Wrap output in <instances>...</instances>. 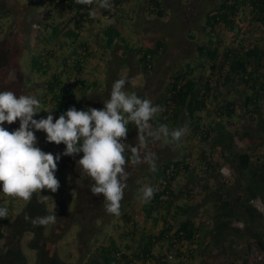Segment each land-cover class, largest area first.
Returning a JSON list of instances; mask_svg holds the SVG:
<instances>
[{
    "label": "trees",
    "instance_id": "1",
    "mask_svg": "<svg viewBox=\"0 0 264 264\" xmlns=\"http://www.w3.org/2000/svg\"><path fill=\"white\" fill-rule=\"evenodd\" d=\"M120 1L129 0H109L107 8L100 7L101 0L91 3L47 0L49 22L46 26L50 34L43 40L51 42L63 38V48L68 50L70 62L62 72H52L51 60L55 59V53L44 49L31 55L30 70L45 79L42 104L51 106L56 115L69 107L86 109L76 105V101L98 85L83 79L86 64L94 59L91 44L83 34L104 18L108 23L99 31L101 47L113 49L119 41H124L123 20L117 15L123 6ZM92 11H95L94 16L90 15ZM148 11L157 18L165 17L159 0H148ZM243 15L249 29L255 26L264 31V0H218L206 14L207 42L197 46L196 62L186 63L169 77L157 104L162 111L148 123L154 131L161 124L169 129L187 125L188 135L184 140H198L196 156L192 153L194 147L179 142L181 155L157 169L152 199L140 209L133 207L123 213L124 225L118 234L109 236L96 247L84 264H217L214 249L209 254L205 249L211 244L216 251L223 252L225 240L242 232L233 222L264 227V215L251 204L258 198L264 201V158L258 155L254 158L255 152L264 146V39H244L240 26ZM67 17V26L59 23ZM133 51L142 74L146 75L153 70L157 54L165 51V45L158 41L152 48L139 47ZM9 54V50H0V73L10 64ZM1 83L0 90H6L7 84ZM212 106L215 120L205 124L201 114ZM235 118L248 121L258 133L252 129H243L240 134L230 130L228 125ZM131 126L130 122L125 140L129 146L125 153L127 162L132 161L134 155L131 152L134 145L128 142ZM239 142L248 144L245 150L240 148ZM75 158L79 160L80 156ZM224 165H229L236 175L235 192L225 189L229 182L221 174ZM180 178L190 183L185 190L177 192L175 184ZM208 179L219 180L218 188H213ZM195 185L201 187L197 195L192 194L197 189ZM210 191L213 193L212 216L210 219L194 217L189 202L198 195L206 199ZM180 192L187 204L176 203ZM8 196L11 201L8 205L0 199V206L8 208V215L0 218V244L9 243L7 248L0 247V264L26 263L20 243L28 233L33 239L27 246L38 258L35 264H61L56 252H47L45 226L32 223L35 217L47 213L45 204L37 202L33 196L32 201L14 215L13 202L17 197ZM250 241L248 252L255 248L261 257L255 264H264L263 253L254 244L256 241L264 244L263 237L252 235ZM234 253L229 264H238L239 260L240 264H251L247 254Z\"/></svg>",
    "mask_w": 264,
    "mask_h": 264
},
{
    "label": "rangeland",
    "instance_id": "2",
    "mask_svg": "<svg viewBox=\"0 0 264 264\" xmlns=\"http://www.w3.org/2000/svg\"><path fill=\"white\" fill-rule=\"evenodd\" d=\"M164 9V18H157L148 11V0H129L120 1L117 15L122 17V38L113 49H105L99 43L101 29L105 28L108 21L100 18V23L94 27L85 30L83 36L89 40L91 49L94 53V59L90 60L85 66V74L83 79L98 86L89 91L84 97H79L76 105L83 108L92 107L96 109L103 108V102L108 99L111 85L118 79L125 78L128 83L125 90L135 92L144 99H150L154 104H158L161 100L164 88L169 77L178 72L183 65L188 62H196L197 46L207 42V29L204 21L206 14L218 3V0H159ZM49 4L47 0H0V50H9L10 64L0 73V81L7 84L6 90H13L15 93L23 95H32L43 101V88L45 79L33 73L30 70L31 55L36 54L44 49L53 51L55 59L51 60L52 72H62L70 62L67 58L68 50L64 49V39L59 38L56 41L48 42L47 39L50 30L46 24L49 22L47 12ZM119 8V7H118ZM67 19L59 21L60 24H67ZM240 26L243 27V37L247 39L258 40L264 39L263 29L251 27L249 29L248 20L241 17ZM161 41L165 45V51L157 54L153 70L149 74H142L141 67L138 64L137 55L134 48H152ZM248 43V42H247ZM132 50V51H131ZM15 74L14 78H10V74ZM0 82V85L2 83ZM43 105V104H42ZM46 109H52L51 106L43 105ZM213 106L206 113L201 114L203 122L207 124L215 120L213 115ZM54 118H58L54 112ZM47 113L41 111L36 117L46 116ZM186 125V124H185ZM19 122L12 125H5L9 131L18 128ZM229 129L237 131L239 134L243 129H252L258 133L256 128L249 125L248 121H242L235 118L230 121ZM185 135L179 142H183L186 147L193 148L192 153L196 156L198 149V140L194 138L185 139L188 135V126ZM155 132L150 125L141 132L135 124L132 123L128 142L139 150L140 162H127L125 165L128 172L127 187L124 190V197L121 200L120 215L110 214L105 209V201L102 195H93L82 193L84 197L80 198L77 190L79 186L84 187V181L90 177L77 164L75 156H62L58 163L56 177L60 186L53 193L49 190L37 191L33 194L37 202L45 204L48 211H53L52 204L55 203V212L65 213L67 216L57 220V224L51 228L48 235L50 245L49 252H56L61 264H84L88 255H90L96 247L105 242L109 236H116L123 226L121 216L129 209L135 207L140 209L144 203L141 199L142 189L146 185L153 186L155 174L159 166L169 159H177L181 155V147L179 142H168L165 139H156L155 136H149L148 132ZM143 135L145 140L141 143L139 137ZM38 138L37 146L45 152L53 154L63 151L64 145H56L48 143L45 140V134L36 132ZM127 144V143H126ZM244 144V145H243ZM241 149L245 150L248 144L239 142ZM154 154L156 170L152 171L151 164L144 160L148 154ZM258 156L264 158V146L255 152L254 158ZM226 174L222 175L228 180L229 184L225 189L235 192L236 175L229 165H224ZM222 174V173H221ZM213 188H218V181L208 179ZM214 182V183H213ZM189 181L180 178L175 184L176 191L182 192ZM93 184V183H92ZM197 189L192 193L199 194L201 187L195 185ZM221 189V187H220ZM86 190V189H85ZM213 190V189H212ZM215 190V189H214ZM180 192L178 205L187 204L183 193ZM204 197H195L194 201L189 202L193 206L191 214L198 219L209 218L212 216V195ZM19 197L13 202L14 215H17L27 203ZM236 194L232 197L235 198ZM0 199L5 205L11 201L7 194L0 192ZM261 199V198H260ZM262 204L264 201L260 200ZM139 212V211H138ZM210 219V218H209ZM246 222V221H245ZM247 224L233 222L235 228L242 230L240 234L233 235L225 240L222 251L217 250L211 244L205 247L208 254L212 248L213 254L217 255V264H229L234 252H241L240 246L244 243L243 232L247 228ZM150 226V223H147ZM25 238V239H24ZM23 239V252L26 257L25 264H35V256L32 255L27 247L29 236ZM232 246L229 249V246ZM54 246V248H51ZM210 248V249H209ZM244 248V247H243ZM209 249V251H208ZM225 252V253H224ZM249 260L251 264H255L259 256L255 248L251 249ZM211 257H213L211 255ZM199 261V260H198Z\"/></svg>",
    "mask_w": 264,
    "mask_h": 264
},
{
    "label": "clouds",
    "instance_id": "3",
    "mask_svg": "<svg viewBox=\"0 0 264 264\" xmlns=\"http://www.w3.org/2000/svg\"><path fill=\"white\" fill-rule=\"evenodd\" d=\"M87 2L91 3L92 0ZM109 6V0H101V8ZM90 15L94 16L95 11ZM14 77V73L10 74V78ZM127 83L125 78H121L111 85L103 108L78 110L69 107L58 118H54L53 109H46L35 96L0 90V192L25 201L30 200L37 191L46 189L55 193L60 186L56 171L62 156L79 155L77 164L93 181L91 193L102 195L108 213L120 215L121 200L128 180L125 168V153L129 148L125 143L128 125L131 122L143 132L149 121L162 111L150 99L126 91ZM41 111L47 115L34 118ZM17 121L18 128L9 131L5 127ZM186 131L183 127L169 129L167 125L161 124L155 132L149 131L148 135L168 142H179ZM36 132L44 133L48 143L63 144V151L53 154L42 150L37 146ZM139 139L143 143L145 137L141 135ZM131 152L134 154L132 162H140L139 150L131 147ZM144 160L151 164L152 171L156 170L154 154L146 155ZM155 191L151 185L140 189L142 201L149 202ZM260 200H252L251 204ZM52 209L51 214L35 217L33 225L56 224L54 201ZM7 215L8 208L0 206V218Z\"/></svg>",
    "mask_w": 264,
    "mask_h": 264
},
{
    "label": "flooded vegetation",
    "instance_id": "4",
    "mask_svg": "<svg viewBox=\"0 0 264 264\" xmlns=\"http://www.w3.org/2000/svg\"><path fill=\"white\" fill-rule=\"evenodd\" d=\"M93 183V181H89L88 179H86L85 181H84V187H80L79 186V188H78V190H77V193H78V195H79V193H80V198H82V197H84V195H86V194H91V191H90V189H91V187H92V184ZM86 189V190H85ZM82 193H85L84 195L82 194ZM28 204V203H27ZM52 212L51 211H48L47 210V213L46 214H51ZM45 214V215H46ZM56 215H57V220H59V219H61L62 220V218L64 217H66L67 216V214H65V213H61V211L59 212V213H56ZM58 222V221H57ZM57 222H56V224H57ZM52 227H54V225H48V226H45L44 227V229H43V232H44V234H45V236H46V244H47V252L48 253H51V252H49V248H50V245H49V242H48V235L51 233V228ZM53 229V228H52ZM48 234V235H47ZM27 236H29V240H28V242H27V245L29 244V242H30V240H32L33 239V236H32V234L31 233H28V234H26ZM26 235H24L23 237H22V239H21V243H20V246H21V249H22V251H23V245H24V243H23V240L25 239L24 237L26 236ZM24 238V239H23ZM5 242V241H4ZM1 243L0 244V247H6L7 248V246L9 247V243H7V245L5 244V243ZM28 247V246H27ZM51 248H54V246H52ZM28 249H29V247H28ZM30 250V252L32 253V255H34L35 256V260L37 261V255H36V252H34V251H32L31 249H29ZM24 253V252H23Z\"/></svg>",
    "mask_w": 264,
    "mask_h": 264
},
{
    "label": "crops",
    "instance_id": "5",
    "mask_svg": "<svg viewBox=\"0 0 264 264\" xmlns=\"http://www.w3.org/2000/svg\"><path fill=\"white\" fill-rule=\"evenodd\" d=\"M252 235L262 236L264 239V227H255L251 224L247 225V228L245 229V231L242 234V236H244V240H247V241H244V243L240 246V249L242 248L241 252L243 253V256H245V254H247L248 255L247 257H249V255H250V252H248V250H247V246L251 242L250 238ZM240 262L241 261L239 260L237 263L240 264Z\"/></svg>",
    "mask_w": 264,
    "mask_h": 264
},
{
    "label": "built area",
    "instance_id": "6",
    "mask_svg": "<svg viewBox=\"0 0 264 264\" xmlns=\"http://www.w3.org/2000/svg\"><path fill=\"white\" fill-rule=\"evenodd\" d=\"M221 173H222V175L226 174L225 169H221ZM252 204H253L254 208H256L260 213H262L264 215V206H263L262 202L253 201ZM257 259H261V257L258 256Z\"/></svg>",
    "mask_w": 264,
    "mask_h": 264
},
{
    "label": "water",
    "instance_id": "7",
    "mask_svg": "<svg viewBox=\"0 0 264 264\" xmlns=\"http://www.w3.org/2000/svg\"><path fill=\"white\" fill-rule=\"evenodd\" d=\"M255 245L260 249V251L264 254V244L260 241H256Z\"/></svg>",
    "mask_w": 264,
    "mask_h": 264
}]
</instances>
